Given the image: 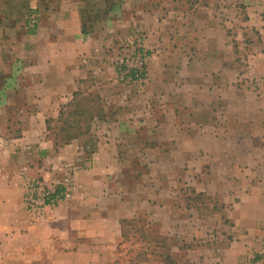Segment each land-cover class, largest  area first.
Segmentation results:
<instances>
[{"label":"crops","instance_id":"0c3cea01","mask_svg":"<svg viewBox=\"0 0 264 264\" xmlns=\"http://www.w3.org/2000/svg\"><path fill=\"white\" fill-rule=\"evenodd\" d=\"M255 1L245 0L239 33L210 7L168 20L176 11L160 0H1L0 264H110L123 223L163 228L181 210L163 201L179 171L220 194L231 224L204 262L261 264L264 0ZM134 32L147 53L141 87L119 81L115 64ZM25 173L70 174L73 195L33 220ZM130 177L133 189L121 181Z\"/></svg>","mask_w":264,"mask_h":264},{"label":"rangeland","instance_id":"374dc122","mask_svg":"<svg viewBox=\"0 0 264 264\" xmlns=\"http://www.w3.org/2000/svg\"><path fill=\"white\" fill-rule=\"evenodd\" d=\"M117 1L119 2L120 0ZM259 1L256 0L255 3H260ZM205 7H210L215 13V22L225 27L228 26L231 32L239 29L240 33L241 29H245L243 23L249 20L245 13V0H160V8H163L165 11H176L175 13H170V17L168 18V20L174 22H182L186 14L191 10L195 8L196 10H205ZM32 11L27 14V27L28 20L30 23L31 16L35 14V12L31 13ZM221 14L224 15L222 16ZM205 19V15L198 16V20L201 22H204ZM207 19L211 20L209 16H207ZM37 26L38 23L34 25V29ZM241 34H244V31ZM243 37L241 35L240 40L249 41V38ZM1 86L0 0V106ZM22 103L23 101L19 100L16 104H11L10 106L15 105L18 108ZM11 118L19 120L18 116L13 117L11 115ZM71 118L73 117L71 116L69 120ZM6 119L7 117L0 115V125L2 124L5 127ZM59 125L56 126L60 127L61 125ZM18 128L19 126H14L13 135H18ZM188 175L179 171L178 176L180 177L179 181L181 184L175 190L170 188V194L167 192L163 193L165 198L163 201L177 203L181 210L175 212L172 210L166 214L165 218H167V221L163 228L151 223L147 226L145 224L148 222L147 218L143 217L139 218L136 226L130 227L127 224H122V236L124 240L115 249L117 257L115 260L112 259L110 264H208L203 260L207 247L211 248L223 236L228 237V230L231 224L227 219L228 214L225 211V205L221 203L222 197L220 194H207L208 189L201 187V185L197 184V179H191ZM133 179L130 177L121 181H123L125 188L133 189L135 188ZM194 188H199V193H196ZM202 189L206 190L203 191ZM166 191H169L168 187ZM155 217L153 216L150 219L156 222L157 217ZM179 220L181 221L179 222ZM168 223H171L170 227ZM261 246L262 257L260 263L263 264L264 240H262ZM167 254H171L172 258H165Z\"/></svg>","mask_w":264,"mask_h":264},{"label":"built area","instance_id":"2783aa9c","mask_svg":"<svg viewBox=\"0 0 264 264\" xmlns=\"http://www.w3.org/2000/svg\"><path fill=\"white\" fill-rule=\"evenodd\" d=\"M36 23L37 16L33 14L30 25L34 26ZM146 62L147 53L143 38L134 32L125 39L123 52L115 59L118 80L130 86H143L147 82ZM20 187L23 204L33 220L44 219L49 210H53L59 202L73 195V180L70 174L58 182H48L44 178L31 177L25 173Z\"/></svg>","mask_w":264,"mask_h":264},{"label":"trees","instance_id":"16d2710c","mask_svg":"<svg viewBox=\"0 0 264 264\" xmlns=\"http://www.w3.org/2000/svg\"><path fill=\"white\" fill-rule=\"evenodd\" d=\"M126 223V222H125ZM124 224V223H123ZM128 224H130V222H128ZM172 255L171 254H167V257H165V258H167V259H171L172 257H171Z\"/></svg>","mask_w":264,"mask_h":264}]
</instances>
